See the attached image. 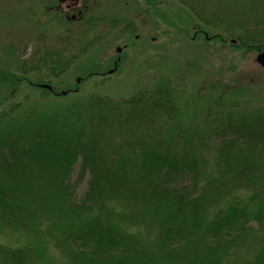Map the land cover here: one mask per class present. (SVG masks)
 I'll return each instance as SVG.
<instances>
[{
  "label": "trees",
  "instance_id": "1",
  "mask_svg": "<svg viewBox=\"0 0 264 264\" xmlns=\"http://www.w3.org/2000/svg\"><path fill=\"white\" fill-rule=\"evenodd\" d=\"M175 1L196 36L264 49V0ZM49 57L1 77L16 90L43 67L64 74L78 53ZM187 116L166 81L128 99L14 104L0 116V264H264V108L219 95L200 121Z\"/></svg>",
  "mask_w": 264,
  "mask_h": 264
},
{
  "label": "rangeland",
  "instance_id": "2",
  "mask_svg": "<svg viewBox=\"0 0 264 264\" xmlns=\"http://www.w3.org/2000/svg\"><path fill=\"white\" fill-rule=\"evenodd\" d=\"M146 2L87 0L88 11L78 23L76 10L65 13L53 8H58V0H0V116L14 104L45 110L89 95L128 99L162 81L170 85L176 104L188 114L190 123L191 117L200 121L206 104L219 95L225 103L264 108V70L255 63L257 52L242 54L227 44L223 47L206 41L204 35L196 36L194 26L201 25L175 0ZM65 14L77 18L72 22ZM70 26H76V34L64 47L62 35ZM117 47L120 53H116ZM54 51H60L62 59L78 53L64 74L49 78L43 67L39 73H27L16 90L9 78L1 77L8 74L22 79L23 61L44 58L46 62ZM117 57L115 71L108 74ZM29 80L40 86L48 84L57 93L67 86L78 87L66 98L54 97L44 93L45 89H33ZM85 185L83 181L76 187L77 196ZM6 240L0 234V242Z\"/></svg>",
  "mask_w": 264,
  "mask_h": 264
},
{
  "label": "flooded vegetation",
  "instance_id": "3",
  "mask_svg": "<svg viewBox=\"0 0 264 264\" xmlns=\"http://www.w3.org/2000/svg\"><path fill=\"white\" fill-rule=\"evenodd\" d=\"M58 1H59L58 8L56 6L53 7V8H55V10L58 11V12H62L63 11L65 13H70V11L73 10V9L76 10L77 11L76 16L78 17V19H77L78 23L81 21V17L80 16L82 15V13L88 11V8H87V5H86V1L87 0H58ZM65 16H66V19H68V20L72 19V22L74 21L73 19L77 18V17L69 18L68 14H65ZM74 27H76V26L66 27V30H64V33L66 31H70V29H73L75 31ZM64 33H63V35H64ZM42 36H43V34L41 35V37ZM119 60L120 59L117 57V60L114 61V67H116V65H117Z\"/></svg>",
  "mask_w": 264,
  "mask_h": 264
},
{
  "label": "water",
  "instance_id": "4",
  "mask_svg": "<svg viewBox=\"0 0 264 264\" xmlns=\"http://www.w3.org/2000/svg\"><path fill=\"white\" fill-rule=\"evenodd\" d=\"M121 52V48L117 47L116 53H120ZM255 63H257L259 65V67L264 70V49L260 52H258L256 54L255 57ZM115 67L111 70L108 71V74H112L115 70ZM77 82H79V79L77 80ZM42 89H46L48 91H52V87L48 84H44L42 86H40ZM62 95H66L65 92H61Z\"/></svg>",
  "mask_w": 264,
  "mask_h": 264
}]
</instances>
